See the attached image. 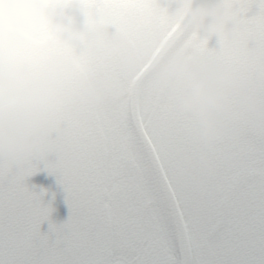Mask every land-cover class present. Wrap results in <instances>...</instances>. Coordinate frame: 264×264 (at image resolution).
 Here are the masks:
<instances>
[{
    "label": "snow or ice",
    "instance_id": "snow-or-ice-1",
    "mask_svg": "<svg viewBox=\"0 0 264 264\" xmlns=\"http://www.w3.org/2000/svg\"><path fill=\"white\" fill-rule=\"evenodd\" d=\"M237 2L250 25L264 29V0ZM198 44L208 47L206 38ZM218 50L246 68L230 50ZM100 70L117 74L128 98L64 113L67 131L56 150L69 167L35 161L20 173L0 166V264H264V129L241 112L240 137L216 139L208 150L216 172L206 178L203 207H195L196 190L181 183L171 152L174 144L192 147L188 114L134 84L118 61ZM146 154L154 171L144 167ZM41 170L55 173L67 193L63 224L49 219L45 190L28 183ZM158 175L168 182L171 205L157 198Z\"/></svg>",
    "mask_w": 264,
    "mask_h": 264
},
{
    "label": "flooded vegetation",
    "instance_id": "flooded-vegetation-1",
    "mask_svg": "<svg viewBox=\"0 0 264 264\" xmlns=\"http://www.w3.org/2000/svg\"><path fill=\"white\" fill-rule=\"evenodd\" d=\"M142 1H145L146 4ZM127 2L129 1L0 0V76H3L5 72L17 75L26 74L27 79L22 83L31 88L34 95L50 101L48 99L50 94L43 87L44 85L49 87L47 68L57 59L59 44L64 41L66 34L76 31L75 29L68 30L73 20H98L100 28L107 30L116 38L119 37L120 41L127 40L134 48V45L137 44L135 37L138 35L139 29L136 17L130 10L125 9L128 5ZM130 3L141 6L146 14L152 11L153 0H130ZM205 10L208 8L204 3L202 11ZM203 12L194 27L198 26L203 30L208 29L210 32H196L193 27L186 38L194 33L197 42L199 39L206 38L208 46H210L220 39L222 21L212 11H209L207 16ZM101 21L104 22L101 23ZM208 23H212L209 28L207 27ZM60 27L62 29L59 31ZM59 32L63 34L60 36L57 34ZM126 37H130V41ZM135 47L138 46L135 45ZM181 48L182 45L178 48L179 57L184 56L186 58ZM174 62H168L163 70L153 78V88L165 100H172L170 106L173 104V108H170L178 111V102H180L178 97L186 89L182 82L177 86L174 74L171 75ZM260 69V75L255 79L256 83L252 77V84L245 91L236 93L224 89L222 103L226 109L217 113V119L220 121L219 131L210 140L200 136V143L195 144L191 149L185 146L182 151L179 149V152H175L174 147L171 149L174 169L177 161L184 165L181 169L183 172L180 171L183 175L180 179L181 183L185 187L192 186V189L196 190L192 200L195 207H203V194L207 187L206 178L215 175L216 172L215 166L209 158L208 150L214 145L218 137L224 136L236 141L241 135V127H235L232 124L234 110L238 108L240 111L241 109L245 115L252 111L251 107L255 110L256 103L250 104L252 98L250 92H253L254 100H259L256 110L264 115V67ZM168 73L170 76L166 78ZM170 78L173 80L171 81ZM163 80H167V82ZM195 119L196 122L187 129L186 134L189 138L191 129L194 128L198 132L201 129L197 118ZM261 129H264V125Z\"/></svg>",
    "mask_w": 264,
    "mask_h": 264
},
{
    "label": "water",
    "instance_id": "water-1",
    "mask_svg": "<svg viewBox=\"0 0 264 264\" xmlns=\"http://www.w3.org/2000/svg\"><path fill=\"white\" fill-rule=\"evenodd\" d=\"M204 0H187L184 10L157 44L147 62L130 79L142 87L157 70L166 57L178 45L194 24ZM208 7L223 19V35L218 44L201 48L191 36L182 48L187 59L214 62L215 67L228 74L221 81V87L232 91H243L251 82L252 69L264 65V29L253 28L249 17L244 14L237 0H207ZM200 30V28H196ZM222 46L234 53L246 65L226 59L218 48ZM38 97L35 103L25 107L6 109L0 104V166L10 172H26L35 161H52L67 168L70 162L66 155L56 150L57 143L67 131L66 124L54 106L45 98ZM127 89L124 104L127 101ZM190 131V138H195ZM193 142V141H192ZM193 142V144H195ZM147 152V150H146ZM148 170L156 169L155 160L146 154L144 161ZM36 191L44 189L43 203L50 202L52 211L49 219L55 224L69 220L70 209L66 203L67 193L58 183L57 175L41 170L28 178ZM155 190L159 201L171 205V190L163 176H157ZM48 220L41 224V231H47Z\"/></svg>",
    "mask_w": 264,
    "mask_h": 264
},
{
    "label": "rangeland",
    "instance_id": "rangeland-1",
    "mask_svg": "<svg viewBox=\"0 0 264 264\" xmlns=\"http://www.w3.org/2000/svg\"><path fill=\"white\" fill-rule=\"evenodd\" d=\"M128 1L125 9L130 10L137 19L139 30L138 35L135 37L137 43L135 45L138 47L132 49L126 47L124 44L128 42L127 40L125 42L120 41L119 37L116 38L107 30L100 28L98 20H73L70 23V29L68 30L75 29L76 31H72L70 34L67 33L64 41L59 44L58 57L47 68L49 72V82L47 84L49 87L47 85L43 86L44 90L49 92L53 105L62 118L69 108L83 102L94 105L105 103L106 105L108 100L115 102L120 99L124 95L126 86L120 82L117 74L101 71L100 65L114 59L118 61L121 69L131 78L164 32L168 30L184 5V0H153V4H151L152 11L146 14L141 6L130 3V0ZM142 2L146 4L145 1ZM203 14L208 15L204 12ZM103 22L101 21V23ZM211 25L212 23H208L207 27L209 28ZM61 29L62 27L58 30ZM57 34L61 36L63 33L59 32ZM126 38L130 41V37ZM169 73L166 78L170 76ZM173 74L178 86L184 80L185 74ZM170 79L173 80V78ZM163 81L167 82V80ZM152 84L153 82L147 86L152 88ZM97 92L100 93L99 97L96 95ZM167 101L172 103V100ZM178 103V112L187 113L190 117V125H193L196 122L195 114L192 111L183 109L180 102ZM107 105L115 104L109 103ZM119 105H122L121 102ZM170 107L173 108V104ZM236 113L237 110H235V116ZM250 118L255 121L253 125L256 127L259 126L262 120L257 113L253 112ZM233 122L237 127L236 124L238 123L235 119ZM173 147L175 152L184 149L183 144H175ZM182 167L184 165L177 161L175 172L180 179L183 176L180 173V171L183 172ZM188 188H192V186Z\"/></svg>",
    "mask_w": 264,
    "mask_h": 264
},
{
    "label": "clouds",
    "instance_id": "clouds-1",
    "mask_svg": "<svg viewBox=\"0 0 264 264\" xmlns=\"http://www.w3.org/2000/svg\"><path fill=\"white\" fill-rule=\"evenodd\" d=\"M171 72L184 73L182 81L186 91L178 97L180 106L190 109L195 114L201 129L196 133L206 140H210L220 127L217 113L224 111L226 106L222 103L224 89L221 81L228 78V74L215 67L214 62L178 58L174 62ZM27 79L26 74H14L5 72L0 76V103L6 109L15 106L25 107L35 103L38 97L33 90L22 82ZM99 97L100 93H96Z\"/></svg>",
    "mask_w": 264,
    "mask_h": 264
}]
</instances>
